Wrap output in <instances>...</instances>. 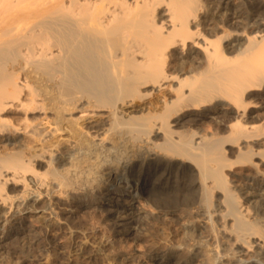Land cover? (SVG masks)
Listing matches in <instances>:
<instances>
[{
    "label": "bare ground",
    "instance_id": "obj_1",
    "mask_svg": "<svg viewBox=\"0 0 264 264\" xmlns=\"http://www.w3.org/2000/svg\"><path fill=\"white\" fill-rule=\"evenodd\" d=\"M257 194L264 0H0V258L135 264L83 229L129 205L147 264H264Z\"/></svg>",
    "mask_w": 264,
    "mask_h": 264
},
{
    "label": "rangeland",
    "instance_id": "obj_2",
    "mask_svg": "<svg viewBox=\"0 0 264 264\" xmlns=\"http://www.w3.org/2000/svg\"><path fill=\"white\" fill-rule=\"evenodd\" d=\"M116 195V194H115ZM115 195H112L113 197L115 196ZM117 195H119V196H122L123 194H121V193H118ZM112 196H108L107 195V197L105 198V200H104V204L106 205V206H111V207H114V205H115V203L114 202H110V201H113L112 199H111V197ZM129 197H130V200H131V203L133 204V206L135 207V210H136V213H142L145 209L144 208H146V207H144V205H143V207H142V205H141V203H140V200H141V196L140 195H135V196H130L129 195ZM111 199V200H110ZM252 200L254 201H257V203H258V205H260V204H264V198L260 195V194H257L256 196H253V198H252ZM261 202V203H260ZM111 203V204H110ZM140 204V205H139ZM143 208V209H142ZM94 209V208H93ZM130 209V210H129ZM146 210H147V208H146ZM59 211H61L60 213L63 215V213H65V210H62V208H61V210H59ZM126 213L124 214H118V213H115L114 211L112 212V214L114 215V217H115V220L114 221H112V222H115L116 221V219H117V222H119L117 225L115 224V226L112 224V222L109 224V226H107L103 221L101 222V220L103 219L102 218V214H100V212L98 211V210H96L95 211V209L93 210V212H94V214L92 213V211H90V213H92V214H90L89 216H86V219L84 218V220H85V222H84V220H83V222H84V224H83V229L85 228V230L87 231H89V232H86V235L87 236H89V237H86L87 239H91V240H94V241H96V240H101L102 242H104V241H106V242H104V243H106V245H107V247L108 248H111L112 250L113 249H116V253L115 254H113V258H117V256L119 257V256H122L123 255V257H126V258H129V259H131L130 261L132 262L133 261V263H135V264H147L146 262H147V260H148V258H147V256H146V254H144L145 252H146V250H147V252H148V250H149V246H150V243H152V241H154V242H157V244H156V246L154 247V248H156L157 250H160L161 248H162V241H161V243H160V241H158L159 240V238H160V235L161 234H163V233H168V231L166 230V228L165 227H163V226H161V224H159V223H156L155 221H152V223H147L146 222V225H147V227H145V226H142V227H145V228H143L142 230L141 229H138V226L135 228V230L138 232V233H135L136 235L135 236H137V234H142V237H144V238H142V240L140 239L138 242H137V244H135V242L133 243L132 242V248H131V254L130 255H127L128 254V251L130 250H128V248L126 249V248H123L122 247V241L124 242V246H125V244L127 243V241H128V239H130L129 237H128V230L131 228V224L128 226H126V223H128V215H127V213H130L131 212V206H129V205H126ZM140 211V212H139ZM93 216V217H92ZM96 216V217H95ZM101 217V220H99L100 219V217ZM121 218H120V217ZM99 217V218H98ZM169 218H171V219H173V220H179V217L178 216H175V215H169ZM5 218L4 217H2L1 219H0V226H3V225H5V221H3ZM88 219H90V220H88ZM93 219V220H92ZM10 220H13V217L12 218H10ZM90 221V222H89ZM92 221V222H91ZM98 221V222H97ZM87 222V223H86ZM91 224V225H90ZM154 224H156V225H154ZM93 225V226H92ZM98 225V226H97ZM125 225V226H124ZM90 226V227H89ZM155 226V227H154ZM201 226H202V223L200 224V225H198L197 227L199 228V231H198V233L199 234H201L202 232H203V229L201 228ZM95 227V228H94ZM111 227V228H110ZM149 227H150V229H149ZM161 227V229H158V228H160ZM92 229V231H91V229ZM110 230H109V229ZM153 228V229H152ZM115 229V230H114ZM156 229V230H155ZM145 230V231H144ZM149 230V231H148ZM201 230V231H200ZM144 231V232H143ZM165 231V232H164ZM110 232V233H109ZM139 232H142V233H139ZM152 232V233H151ZM157 232V233H156ZM163 232V233H162ZM160 233V234H159ZM157 234V235H156ZM85 235V236H86ZM105 235V236H104ZM152 235V236H151ZM91 236V237H90ZM101 238H100V237ZM156 236V237H155ZM151 237V238H150ZM66 239V238H65ZM127 239V240H126ZM148 239V240H147ZM64 241H66V240H64ZM69 241V239L67 240V242ZM97 241V242H98ZM100 242V241H99ZM69 244H70V241H69ZM121 244V245H120ZM149 244V245H148ZM22 245H23V247H22V253L20 254L21 256H19L20 258L19 259H17L16 261H14V263H16V264H61V262H58L56 259H54V257L53 256H48V255H46V254H44V255H42V253L41 252H39V254L38 253H34V254H32V253H28V246L23 242L22 243ZM21 245V246H22ZM117 245V246H116ZM121 247H120V246ZM114 246H116V247H113ZM151 247V246H150ZM125 249V250H123V249ZM119 250V251H118ZM26 251V252H25ZM121 251V252H120ZM161 251V250H160ZM146 252V253H147ZM67 253V252H66ZM69 253V252H68ZM65 254L66 256L64 257V259H62V264L64 263V264H74V262L75 261H72L71 263H69V259H70V256H71V253H69V254ZM115 255H117V256H115ZM69 256V257H68ZM115 256V257H114ZM40 257V258H39ZM48 257V258H47ZM68 257V258H67ZM34 258H36V259H34ZM72 258V257H71ZM74 258V257H73ZM22 259V260H21ZM38 260V261H37ZM50 260V261H49ZM56 260V261H55ZM49 261V262H48ZM112 261V260H111ZM114 261V263L113 264H118L115 260H113ZM112 261V262H113ZM0 262H1V264H12V262L11 261H9V260H7V258L5 257V256H2L1 258H0ZM32 262V263H31ZM66 262V263H65ZM79 262V260L77 261L76 260V262H75V264H80V262ZM132 264V263H131ZM200 264V263H199Z\"/></svg>",
    "mask_w": 264,
    "mask_h": 264
}]
</instances>
